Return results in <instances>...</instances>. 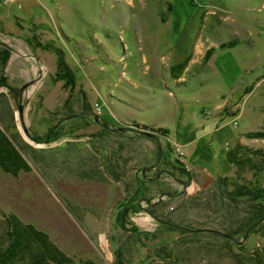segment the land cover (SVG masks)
<instances>
[{
	"label": "rangeland",
	"instance_id": "374dc122",
	"mask_svg": "<svg viewBox=\"0 0 264 264\" xmlns=\"http://www.w3.org/2000/svg\"><path fill=\"white\" fill-rule=\"evenodd\" d=\"M182 1L141 0L142 11L126 5L125 16L114 0H0V45L12 48L0 77L15 89L0 85V118L32 166L18 176L0 168V216L14 212L46 231L74 264H254L264 247L262 231L237 241L221 233L246 213L226 189L264 185V172L239 164L264 149V135L252 136L264 131V0H188L183 32L174 28ZM126 22L152 24L146 60L136 37L115 31ZM208 39L226 43L198 75L176 81L170 65ZM59 51L76 74L72 87L57 72ZM85 108L99 122L62 120L50 141L25 133L44 139ZM138 127L168 131L155 130L160 159L157 140ZM143 175L153 183L134 194ZM162 191L175 196L145 200Z\"/></svg>",
	"mask_w": 264,
	"mask_h": 264
},
{
	"label": "trees",
	"instance_id": "16d2710c",
	"mask_svg": "<svg viewBox=\"0 0 264 264\" xmlns=\"http://www.w3.org/2000/svg\"><path fill=\"white\" fill-rule=\"evenodd\" d=\"M2 49L3 50L1 51L0 59L2 62L1 67L4 69L7 65L11 51L3 46ZM58 67L59 71L57 72L60 74V76H62L61 78L65 79L66 83L71 87L75 85L76 74L72 67H70L66 62L62 51H59ZM177 67L178 65L173 66V69ZM60 68L63 72H60ZM0 85H7L11 91H15V89L9 83H7V79L3 75L0 77ZM1 96H5V94L1 93ZM83 111H87L86 108ZM89 116L90 115H83L78 117L86 118ZM2 118H0V168L4 172L10 173L14 176H18L20 174L19 172L21 171L31 172V163H29L25 155L22 153L18 145L7 131L8 126H4L2 124ZM56 123L51 125L48 132L45 133V137L50 134L48 141H50L52 138L58 137V131L62 123L60 126L54 128ZM155 130L158 133L162 131L165 133L168 132L163 128ZM32 135L39 140H43L35 134ZM263 135L264 131L252 133L253 137H260ZM251 153L256 154L257 157L253 158L251 156H244L242 157L241 161H239V164L242 166H247L257 172H264V149H255L251 151ZM163 155L165 157L164 153ZM182 169L185 170L183 167ZM228 181L229 179L225 178L222 182L227 185ZM137 182L138 186L135 188L134 194L139 193V190L143 188L140 185L143 186L153 183V181L147 179L145 175H143L141 179H138ZM224 194H226L227 198L235 205L245 204L246 211V213L242 216L240 223H238L234 229L227 230V232L231 234V236L235 237L236 233H242V235L245 236L244 234L253 230L254 233L262 231L264 236V185L252 187L251 185L236 181L233 182L232 191L226 189ZM142 198L144 197H141V199ZM148 202L151 204L152 201L150 198ZM139 207H141V204H139ZM136 209L138 208L136 207ZM126 210L124 209L120 211V219L122 220V224L125 223L127 218L124 217ZM149 211L158 217L156 211H154V208H151ZM164 224L170 225L169 223ZM178 227L180 228V226ZM170 228L174 227L170 226ZM45 263L74 264V259L70 255H67V253L61 248H59L46 231L38 228L31 222L22 220L14 212H4L0 216V264ZM78 264L96 263L91 259H86L80 261ZM117 264L122 263L121 261L117 260ZM254 264H264V247L256 252Z\"/></svg>",
	"mask_w": 264,
	"mask_h": 264
},
{
	"label": "crops",
	"instance_id": "0c3cea01",
	"mask_svg": "<svg viewBox=\"0 0 264 264\" xmlns=\"http://www.w3.org/2000/svg\"><path fill=\"white\" fill-rule=\"evenodd\" d=\"M114 1L117 2L118 5L117 4L115 5L113 3L112 7H114V8L117 7L118 13H121L125 16H128L130 14L129 9H126L127 8L126 5L131 6V9L133 11L132 13L136 12L138 9H139V12L142 11L141 8L143 7V5L140 4L141 0H114ZM181 4H182V11H180V12H181L182 16L180 17V19L178 18V21L174 24V28L176 30L180 29V31L183 32V31H188V29L191 27V24H190L189 19L187 18L188 13H189L188 6H187L188 0H184V2L182 1ZM210 11H211L210 8L205 9L202 13V17L200 20L204 21L203 20L204 19L203 14L205 12H210ZM199 13H201V12H199ZM196 14H197V16L200 15L198 13H196ZM208 16H209V14H208ZM219 20H220V18H219ZM163 23H165V22H163ZM126 24L127 25H124V23H123V24H121V26L116 25V27H114L115 31L117 33L122 32L125 37L128 36L129 38L133 39V42H135V40H136L135 37H136L137 42L140 43L139 49L143 55L142 58H144V60H146L148 57V54L145 51V49H147L146 45H150V43L152 44V42H153L152 38L154 37V33H153V36L149 34L152 30H154V28H152V24L151 23H149L147 25L142 24V23L131 24V23H127V22H126ZM219 24H220V21H219L218 25ZM153 26H155V24ZM146 28L150 32L149 33L145 32L146 33L145 34L143 30H145ZM113 33H115V32H113ZM95 36H96L95 39H97L98 34L96 33ZM208 40L209 41L206 42V45L205 46L203 45L201 50L198 49L197 51L195 50V47H194L195 46L194 43L196 41L193 44L190 43L189 45H191V51L182 57L180 56V58L177 61L173 62V64L170 65V68H169L170 71L169 72H170L171 76L176 81H181V80L186 81L187 78L194 77V76L198 75L201 72V70L207 65V63H209L214 52L216 51V48H221L220 45H222L223 43H226L223 40V41H219L218 44H215V43L212 44L210 42V39H208ZM204 41H206V40H204ZM231 44H230V46H231ZM183 63H185V64H183ZM177 65H178V67L173 69V66H177ZM193 68H194V71L192 70ZM224 102L218 104L219 109L226 104V102L225 103ZM220 115H221V117L224 116L222 114H220ZM142 123L147 125L146 122L142 121ZM233 123L235 125L238 124V123H235L234 121H233ZM240 134H241V132H240ZM237 136L238 135L234 134L232 138L235 139ZM200 138L202 139V137H198L197 139H195L196 140L195 142L201 140Z\"/></svg>",
	"mask_w": 264,
	"mask_h": 264
},
{
	"label": "water",
	"instance_id": "95a60500",
	"mask_svg": "<svg viewBox=\"0 0 264 264\" xmlns=\"http://www.w3.org/2000/svg\"><path fill=\"white\" fill-rule=\"evenodd\" d=\"M1 44L2 45H5V46H7L8 47V49L10 48L11 50H12V48L10 47V45H8L6 42H4V41H1ZM38 59V58H37ZM38 61H39V59H38ZM27 85H29V83H27L26 85H24L23 87H22V89H21V92H22V90L25 88V86H27ZM20 92V93H21ZM22 94V93H21ZM22 107H20V109H21ZM83 115H94L95 116V120L96 121H98L99 122V117H98V115L97 114H95L94 112H92V111H82V112H77V113H73V114H70V115H67V116H65L64 118H62V119H60V120H58V122L56 123V125H55V127L54 128H56L57 126H58V124H60L61 122H62V120H66V119H69V118H74V117H77V116H83ZM125 128L124 127H121L120 129H119V131L120 130H124ZM112 130L113 131H118L117 129H115V128H112ZM25 133H27V135H29L30 137H32V139H34L35 141H38V142H40V141H48L49 140V137H50V134L49 135H47V137H45L43 140H39V139H37L36 137H34L33 135H32V133H29V130L26 128L25 129ZM136 131L137 132H139V133H144V134H147V135H149V136H151L152 138H155L156 140H157V142H158V145H159V159L161 158V155H162V152H163V150H162V147H161V142H160V140H159V137H158V134H157V132L155 131V130H153V129H148V128H139L138 127V129H136ZM155 166V165H154ZM164 195H169V196H175V194H171V193H169V192H163L162 191V193H161V196L159 197V199L157 200V201H155L154 203H152L151 202V205H153V204H155L156 202H159L160 200H162V198H163V196ZM145 200H148L149 201V199H147V198H145ZM148 212L149 213H151L149 210H148ZM152 214V213H151ZM153 215V214H152ZM155 216V215H154ZM156 217V216H155ZM159 219V218H158ZM160 221H162L163 223H169V224H174V223H172V222H170V221H167V220H163L162 218L161 219H159ZM196 230H200V229H196ZM223 235H228V237L229 238H231L232 240H235V241H237V239L236 238H234L233 236H231L230 234H227V233H224V232H221ZM247 234V233H246Z\"/></svg>",
	"mask_w": 264,
	"mask_h": 264
},
{
	"label": "built area",
	"instance_id": "2783aa9c",
	"mask_svg": "<svg viewBox=\"0 0 264 264\" xmlns=\"http://www.w3.org/2000/svg\"><path fill=\"white\" fill-rule=\"evenodd\" d=\"M96 105H98V104H96ZM98 108H99V110H100V107H99V105H98ZM236 122V121H235ZM178 150H180V148L178 147ZM181 155L184 157L185 156V154L183 153V152H181ZM184 161V160H183ZM185 162V166H186V168H187V170H189L190 169V166H189V164L188 163H186V161H184Z\"/></svg>",
	"mask_w": 264,
	"mask_h": 264
},
{
	"label": "flooded vegetation",
	"instance_id": "af4514ba",
	"mask_svg": "<svg viewBox=\"0 0 264 264\" xmlns=\"http://www.w3.org/2000/svg\"><path fill=\"white\" fill-rule=\"evenodd\" d=\"M0 46H3V47H6V48H8L7 46H5V45H2V44H1ZM8 50H11V49L9 48Z\"/></svg>",
	"mask_w": 264,
	"mask_h": 264
}]
</instances>
